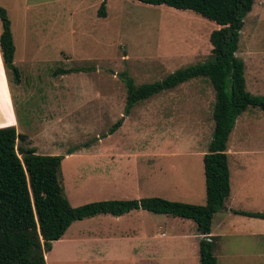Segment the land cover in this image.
Masks as SVG:
<instances>
[{"label": "rangeland", "instance_id": "374dc122", "mask_svg": "<svg viewBox=\"0 0 264 264\" xmlns=\"http://www.w3.org/2000/svg\"><path fill=\"white\" fill-rule=\"evenodd\" d=\"M100 2L0 0L12 19L13 63L21 80L20 87L9 83L14 110V122L9 125L25 134L22 144L35 147L38 154L65 157L67 149L76 147L73 152L82 153L67 155L60 165L61 185L72 206L104 199L79 189L80 181L95 173L92 155L105 152L104 148L116 158L117 174L136 171L140 197L204 204L199 155L206 150L213 128L211 85L193 78L136 103L124 114L125 87L119 73L127 72L135 84L149 83L204 62L211 49L208 35L218 26L191 10L137 0H105V17H99ZM235 55L244 63L246 90L263 95L264 0H254L244 16ZM73 67L89 70L54 72ZM121 117L120 126L109 133ZM239 136L241 141L247 139L241 147L264 150L261 110L248 107L237 117L230 138L235 141ZM249 159L248 173L241 174L242 188L247 190L241 210L264 211V205L254 202L255 190L264 186V155ZM124 196L118 192L113 198ZM131 215H138L145 228L158 233L187 228L169 215L144 210ZM241 219L246 228H264V220ZM92 221L78 225L88 226ZM248 239L245 236V243ZM232 244L236 246L237 241Z\"/></svg>", "mask_w": 264, "mask_h": 264}, {"label": "trees", "instance_id": "16d2710c", "mask_svg": "<svg viewBox=\"0 0 264 264\" xmlns=\"http://www.w3.org/2000/svg\"><path fill=\"white\" fill-rule=\"evenodd\" d=\"M137 1L191 10L218 26L208 35L211 49L204 62L178 68L161 80L149 83L135 84L127 72L119 73L125 87L124 114L136 103L190 79L203 78L211 85L214 92L213 128L207 150L202 155L204 204L151 196L98 200L72 206L60 181L64 156L38 154L33 146L22 144L27 136L18 133L14 126L0 127V264H46L43 254L72 222L96 215L119 216L136 210L191 220L201 235L198 240L199 264H216L212 242L207 235L213 214L224 208L229 195L226 142L236 118L248 107H256L264 114V94L255 95L246 90L244 63L235 55L243 18L251 10L254 0ZM97 15L105 17V0H101ZM14 49L10 20L0 6L1 61L8 83L19 84L20 73L13 63ZM88 70L73 67L54 72L68 74ZM121 122L122 117L111 125L108 132H114ZM76 149H67L66 154ZM233 212L264 219V212Z\"/></svg>", "mask_w": 264, "mask_h": 264}, {"label": "crops", "instance_id": "0c3cea01", "mask_svg": "<svg viewBox=\"0 0 264 264\" xmlns=\"http://www.w3.org/2000/svg\"><path fill=\"white\" fill-rule=\"evenodd\" d=\"M3 8L10 20L13 43H15L9 10L4 5ZM14 57L15 49L13 60ZM10 90L0 56V127L12 126L9 123L14 122L13 98ZM8 117L9 122L6 120ZM230 134L226 142V153L229 159V195L224 201V208L215 212L211 218L208 240L212 242L216 264H264V228H246L245 222L241 219V216L245 215L233 212V210L241 211V199L247 192L244 187L242 188L244 184H241V174L248 173L246 170L249 166V157L257 154L264 155V150L254 147L256 150L252 151L250 149L253 148L241 147V142L246 143L247 139L241 141V136H239L233 141ZM104 150L103 153L92 155L95 161L93 164L95 173L88 174L81 180L79 189L96 192L99 198H104L103 200L114 199L113 197L118 192L125 195L120 199H129L126 197L131 194L133 198H139L140 185L136 171L117 174L116 158L111 151H106L108 150L106 148ZM206 150L199 155L201 160ZM65 155V157L67 155L81 156L82 153L72 152ZM254 197L256 204L264 205V186H259L255 190ZM136 212L139 210L119 216L100 217L101 215H96L72 222L63 235L51 243L50 250L43 254L45 263L199 264L198 240L201 235L191 220L174 217L179 218V222L185 224L187 228L175 227L168 234L158 233L157 230L145 228L142 225V219L139 221L138 215H131ZM250 212L264 211L260 208ZM85 220H93V223L84 227L78 225ZM74 226L75 229H72ZM245 236L249 238L247 243H245ZM235 241H237L236 246L232 244Z\"/></svg>", "mask_w": 264, "mask_h": 264}, {"label": "water", "instance_id": "95a60500", "mask_svg": "<svg viewBox=\"0 0 264 264\" xmlns=\"http://www.w3.org/2000/svg\"><path fill=\"white\" fill-rule=\"evenodd\" d=\"M40 253L42 252V250L39 251Z\"/></svg>", "mask_w": 264, "mask_h": 264}, {"label": "built area", "instance_id": "2783aa9c", "mask_svg": "<svg viewBox=\"0 0 264 264\" xmlns=\"http://www.w3.org/2000/svg\"><path fill=\"white\" fill-rule=\"evenodd\" d=\"M208 239V238H207Z\"/></svg>", "mask_w": 264, "mask_h": 264}]
</instances>
